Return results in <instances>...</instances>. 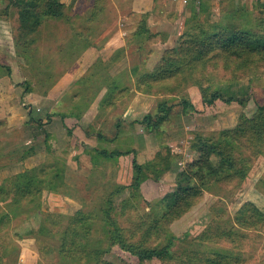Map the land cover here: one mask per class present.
Masks as SVG:
<instances>
[{"label": "rangeland", "instance_id": "rangeland-1", "mask_svg": "<svg viewBox=\"0 0 264 264\" xmlns=\"http://www.w3.org/2000/svg\"><path fill=\"white\" fill-rule=\"evenodd\" d=\"M60 1L64 17L51 19L38 11L41 22L20 39L16 5L23 2L0 0V51H4L0 76L14 78L16 84L25 81L32 88L29 92L22 85L9 96L0 94V185L39 164L51 168L49 177L62 175L54 187L41 185L40 195L28 199L33 201H13L0 193V264H93L96 258L88 257L93 246L107 249L101 257L110 264H131L120 246L136 251L165 245L169 256L139 264H233L237 258L241 264H264V112L258 111L264 106V56L208 53L195 62L191 45L182 40L186 32L202 40L213 28L226 25L264 35V3ZM8 2V12L2 13ZM148 9H153L149 18ZM143 13L146 26L163 31L151 43L138 42L132 34ZM82 23L91 25L92 51L97 56L86 63L90 67L83 73L86 82L61 86L65 80H57L73 72L71 62L86 40L84 33L67 27ZM107 25L111 31L122 28L123 34L116 44L97 46L103 40L100 30ZM64 39L77 47L67 48ZM179 45L187 52L181 54ZM164 49H176L172 63L179 68L164 79L142 81V74L150 76L158 65ZM211 90L244 104L222 105L205 114L182 105L183 100ZM251 121L259 128L258 139H251L245 148L237 146L234 133H229ZM211 146L216 150L207 154ZM219 148L228 149L225 156L238 157L246 171L227 176L232 171L222 166L215 152ZM102 151L118 154L107 157ZM134 164L143 171L138 173ZM192 181L202 191L185 206L175 203L179 183ZM247 201L250 204L245 205ZM79 210L88 211L93 219L82 260L68 248L63 252L66 241L60 238L70 216ZM104 211L113 223L118 247L110 246L106 233L97 229Z\"/></svg>", "mask_w": 264, "mask_h": 264}, {"label": "trees", "instance_id": "trees-1", "mask_svg": "<svg viewBox=\"0 0 264 264\" xmlns=\"http://www.w3.org/2000/svg\"><path fill=\"white\" fill-rule=\"evenodd\" d=\"M11 1V0H9ZM23 2V6H17V20L19 21V25L17 26L16 30V38H24L26 37L30 31H32L34 28H37V25L41 22L40 17H36V12L41 13L43 16L49 17L51 19H60L64 17V5L60 0H42V3H39L40 0H19ZM38 4V5H37ZM204 4L203 0L201 1L200 5ZM10 7V3L6 5L5 8L1 9L2 13H7ZM203 9V7H202ZM260 12L263 13L261 10ZM259 12V15L261 14ZM264 14V13H263ZM147 13H143L142 18L138 21L136 29L132 32V34L138 39L139 42L140 39H145L146 41L153 42L155 38H157V35H162L163 31H152L150 30L146 24L145 19ZM91 17V16H90ZM91 19V18H90ZM89 19V20H90ZM213 28V30L210 33H207V36L202 40H197L193 35H190L189 33H184L182 40L186 44H190L192 48V52H194L195 57L192 60H195V62L201 61V57H205L208 53L214 54L215 57H221L223 55L229 56H242L246 57L253 53L259 54L260 56H264V35H254L250 32H247L245 30H242L236 26H222L218 27V29ZM141 43V42H140ZM76 45H78L76 43ZM142 47V43H141ZM178 49L182 53H186L187 51H182L183 46L178 47ZM176 49H164L163 55L159 58L158 65L152 69L151 75L148 74H142V77L145 78L144 80H150V81H156L160 78H165L167 76H170L173 74L179 67L175 66V64L172 63L174 54ZM241 50V51H240ZM150 49L148 50V52ZM193 54V53H192ZM170 56V57H167ZM179 65V64H178ZM174 66V67H173ZM8 70L10 77V68L6 67ZM148 70V69H147ZM148 72H150L148 70ZM167 75V76H166ZM13 78V77H12ZM163 78V79H164ZM12 80H15L14 78ZM25 81H18L17 84H23ZM27 85V82H26ZM29 85L26 86V90H29ZM139 88V86H138ZM142 90V89H141ZM232 103H238L243 105L244 102L242 99H236L232 97L224 98L222 94L219 91H206L198 95L196 98H192V100H183L182 105L187 108H191L193 113L196 114H205L209 113L211 111L216 110L218 107L226 104H232ZM259 112H264V106H260L258 109ZM259 115V114H258ZM258 117V116H256ZM31 119H34L33 116H30ZM146 119L144 118V121ZM36 121L38 123H41V118H37ZM254 121H251L249 123H242V129L233 130L229 133V135L233 134V139L237 142V146L241 145L245 148V145L249 144L251 142V139H258V129L256 128V123H253ZM156 125V123H155ZM263 133H264V127H261ZM236 133V135H235ZM253 134V135H252ZM228 135V136H229ZM243 138V139H242ZM243 141V143H241ZM227 143H231V140H229ZM224 146V145H223ZM221 148V147H220ZM218 149V151H215L217 154H219L222 158V166L224 165L227 170H231L227 176H239L242 175L246 170L244 167L240 164V161H238V157L235 156H225V152L227 153L228 149ZM229 148L233 149L232 146ZM236 148V147H235ZM216 150V147L211 146L208 147L209 154L212 151ZM103 156L111 157L115 156L118 153L117 152H111L107 153L105 151H102L101 153ZM205 155L203 158L205 159ZM201 159L200 161L196 162L197 165L201 164L204 159ZM134 168L138 173H141L143 169L139 165L134 164ZM49 167H46L44 164H39L31 168H27L24 171L15 173L12 175L10 179L11 182L9 184H4V186L0 185V193H5L6 196H11L13 201H33L28 200L30 198L34 199L40 195L41 192V185H47L49 187H54V183L57 182V180L61 181L62 175L61 173H53L49 177ZM187 169H191L190 166H188ZM186 173V170L182 171ZM236 173V174H234ZM45 181V183H44ZM59 181V182H60ZM42 183V184H41ZM44 183V184H43ZM203 187H199V185L193 184V181L190 184L181 185L179 183L176 194H175V203L179 204L180 206L186 205L188 202H191L190 200L193 199V197L200 193L202 191ZM250 204V202H246V204ZM110 204V202H109ZM257 213L262 215L261 212L257 210ZM87 215V216H86ZM101 218L103 219V222L100 224V226L97 228L98 231H103L106 233V235L109 237V244L112 246V243L115 244L117 247L119 246V241L117 239L116 234L114 231H112L111 226L113 223L110 221L108 213L104 211L103 215H101ZM175 219V218H173ZM140 220V219H139ZM148 219H146L147 221ZM162 223L163 220H160ZM140 223V221H139ZM138 223V224H139ZM146 223V222H144ZM93 225V219L91 214L88 211L79 210L75 215L70 216L69 223L63 228L60 238L64 239L63 242V252L66 251V248L68 250H71L73 254H80V258L82 260V256L85 254L86 249V241L90 240V233L89 229L87 228L89 225ZM135 230H138V226H136ZM146 233V232H145ZM139 234V233H138ZM84 238V239H83ZM81 242V243H80ZM122 251L121 253L128 254L129 259H131V264H139V262L150 259V260H157L164 255L169 256L168 248L165 246L155 249V250H146L144 248H137L138 250H126L122 249V247H119ZM134 249V247H132ZM80 250L78 253H75V250ZM107 249H101L100 247H90L88 251V257L96 259L93 260V264H110L106 262L104 259H102V255L106 252ZM82 251H84L82 253ZM120 254V253H119ZM77 256V255H76ZM87 256V254H86ZM226 258V256H225ZM233 264H241L239 258L235 259ZM214 264V263H213Z\"/></svg>", "mask_w": 264, "mask_h": 264}, {"label": "crops", "instance_id": "crops-1", "mask_svg": "<svg viewBox=\"0 0 264 264\" xmlns=\"http://www.w3.org/2000/svg\"><path fill=\"white\" fill-rule=\"evenodd\" d=\"M260 2L261 3H264V0H260ZM152 10L153 9H148V11H149L148 12V18H149L150 15H153ZM91 14H92V9H91V11H90L87 19L90 18ZM76 15H77V17L78 16H80V17L83 16V15L81 16L80 14H76ZM45 26H46L45 28L48 27V25H45ZM147 26H149V25H147ZM78 27H75V26L70 27V28L67 27V29L71 30V32H74V31L80 32L81 31L82 33H84V37L86 38V40H84V46L83 45H80V48H79L80 49V53H79V55H76L77 57L75 56L76 58L71 62V63L74 62L72 64V66L73 67L75 66L74 70L73 69L71 70L73 72H70V74L69 73L63 74V75L60 76L59 80H57V83L65 80L63 83H59L61 86L62 85H64V86L65 85H70V83H71V85H74L77 82L78 83H84V82H86V77H84L85 75H83V73L84 72L86 73V69L85 68H87L93 62V61H90L88 63V59L91 56L96 55V54H93V51H92L94 49V47H93L94 46L93 45V42L94 41L92 40L94 38V36L91 35L93 33L92 28H91V25L90 24H83L82 23V24H79ZM108 27H111V26L110 25H107L106 27L102 28V30H100V33L102 35L103 40L101 41V43H98L97 42L96 43L97 46H104L105 47V45L106 46H109L111 44H116V39L119 38L121 36V34H123L122 33V28H117V29H114L113 31H111L110 28H108ZM42 28H43V26H42ZM150 28H151L152 31H157V30H161L162 29V28L161 29L158 28V29L155 30L154 29V26H151ZM55 31H57V29ZM74 39H76V38H74ZM61 42L63 44L66 43L64 46H66L69 49H71V48L73 49V48H76L77 47L76 42L67 43L65 39L62 40ZM119 44L120 45H123L124 43L121 42ZM0 48H2L1 45H0ZM2 50H5V48L2 49ZM6 52H8V51L6 50ZM0 53L2 54V53H4V51H0ZM96 56L93 57L94 60H95ZM97 60H99V59H97ZM20 63L22 64V61H20ZM86 63L89 64V65H87V67H86ZM95 63H97V62H95ZM83 66H85V67H84V69L81 70L80 67L83 68ZM88 68H90V67H88ZM76 71H78V72H76ZM73 73H74V75H73ZM1 76L3 77V75H1ZM2 77L0 78V80H4V81L2 82V84H1V81H0V94L6 92V94H8V96H9V94H13V93H11V92H13V89L14 90H18L17 89L18 87L20 88L22 85H26V82L23 83V84H16L14 80H12L13 81L12 82L11 80L8 79V77H6V79H2ZM59 84L58 85L55 84V85L56 86H59ZM55 85H54V87H55ZM54 87H52V88H54ZM31 90H32V88L30 87L28 91L30 92ZM43 91H45V90H43ZM25 94L28 95L29 93L26 92ZM72 94H74V92H72ZM18 95L20 96V92L18 93ZM19 101H20V98H19Z\"/></svg>", "mask_w": 264, "mask_h": 264}]
</instances>
